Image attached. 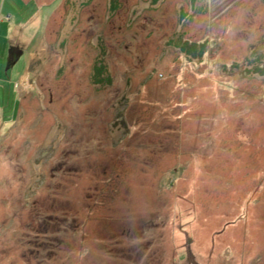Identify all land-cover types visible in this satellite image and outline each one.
Wrapping results in <instances>:
<instances>
[{"label":"rangeland","instance_id":"obj_1","mask_svg":"<svg viewBox=\"0 0 264 264\" xmlns=\"http://www.w3.org/2000/svg\"><path fill=\"white\" fill-rule=\"evenodd\" d=\"M0 264H264V0H0Z\"/></svg>","mask_w":264,"mask_h":264},{"label":"flooded vegetation","instance_id":"obj_2","mask_svg":"<svg viewBox=\"0 0 264 264\" xmlns=\"http://www.w3.org/2000/svg\"><path fill=\"white\" fill-rule=\"evenodd\" d=\"M18 54L15 53L14 49H12L10 51V58L13 60V61H16V57H17Z\"/></svg>","mask_w":264,"mask_h":264},{"label":"water","instance_id":"obj_3","mask_svg":"<svg viewBox=\"0 0 264 264\" xmlns=\"http://www.w3.org/2000/svg\"><path fill=\"white\" fill-rule=\"evenodd\" d=\"M15 64H16V61H13V60L10 58L7 70L10 69L11 67H13Z\"/></svg>","mask_w":264,"mask_h":264}]
</instances>
